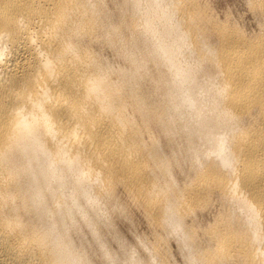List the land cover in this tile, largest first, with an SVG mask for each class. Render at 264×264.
Segmentation results:
<instances>
[{
  "label": "bare ground",
  "instance_id": "1",
  "mask_svg": "<svg viewBox=\"0 0 264 264\" xmlns=\"http://www.w3.org/2000/svg\"><path fill=\"white\" fill-rule=\"evenodd\" d=\"M247 6L252 33L208 0H0V264H177L173 238L184 264H264ZM120 190L152 238L118 230Z\"/></svg>",
  "mask_w": 264,
  "mask_h": 264
},
{
  "label": "rangeland",
  "instance_id": "2",
  "mask_svg": "<svg viewBox=\"0 0 264 264\" xmlns=\"http://www.w3.org/2000/svg\"><path fill=\"white\" fill-rule=\"evenodd\" d=\"M209 1V3H211L212 4V6L215 8V9H213L214 11L215 10H217L215 13H216V15L219 17V18H221V19H224V17H225V15H227V12H228V14L229 15H233L232 17L233 18H238V19H236V20H238V22H239V24L242 26H244V25H247V26H242L243 28H245L246 29V31L248 32V33H252V32H254V29L255 28H257V23H256V20H254L253 18H252V15L251 14H249V12H247L248 11V6H247V2H248V0H215L216 2H214V0L213 1H211V0H208ZM243 1H245V2H243ZM215 4V5H214ZM241 4H242V6H241ZM246 9H245V8ZM243 10H242V9ZM227 10V11H226ZM230 10L232 11L231 13H229L230 12ZM244 11H246V12H244ZM217 12H219V13H217ZM244 12V13H243ZM226 13V14H225ZM245 14V15H244ZM247 14V15H246ZM220 15H222V16H220ZM224 15V16H223ZM241 15V17H239ZM251 16V17H250ZM248 18V19H247ZM252 18V19H251ZM242 19V20H241ZM245 20H247V24H245ZM250 20V21H249ZM253 20V21H252ZM242 21H244V22H242ZM252 21V22H251ZM248 22H249V25H248ZM251 22V23H250ZM256 25H255V24ZM254 25L253 27H252V25ZM249 26H250V28H249ZM256 26V27H255ZM253 28V29H252ZM250 30V31H249ZM256 30V29H255ZM252 31V32H251ZM108 48H105V51L108 53L110 50H107ZM104 51V53L108 56L111 52H109L108 54L106 53ZM109 56H111V55H109ZM180 171V172H179ZM178 172V173H177ZM177 176H178V174H180L179 176H178V178H179V180L182 182L185 178H186V171H185V173H183V172H181V170H179V169H177ZM120 195H121V197H122V199H123V201H124V203H125V205H126V208L128 207V211H126V213H125V215H127V216H124V215H119V213H117V212H113L111 215V217H112V219L113 218H115L114 220H115V224L117 225V224H119V225H117V226H120L119 228H118V230H121L120 232H121V234L122 235H124L125 234V237L126 238H128V240L127 241H129V242H133L134 241V243L135 242H137L138 241V238H141V237H145V238H148V239H150V238H152V229H151V227H149V223H148V221H147V219H146V217H145V215L142 213V211L140 210L139 211V208L136 206V205H134L133 203H132V201L131 200H129L127 197H125V194L122 192V190H120ZM128 199V200H127ZM126 202H127V204L129 205H127L126 204ZM129 202H131V203H129ZM113 215H115V217L113 216ZM205 217H207V218H205L206 219V221H204L203 219H201L203 222H207L208 221V219L210 218V215H206ZM204 218V217H203ZM117 221V222H116ZM124 234H123V233ZM134 233V234H133ZM137 233V235L135 236V234ZM150 234H151V236H150ZM141 235V237H139ZM138 236V238H136ZM124 237V236H123ZM124 237V238H125ZM130 239V240H129ZM170 241V243H168V240L166 241V245L167 246H169V252H170V257H171V253H172V256L174 257V258H170L172 261L171 262H173V259H174V261L175 262H173V263H177L178 264V262H179V264L181 263V264H184V260H183V258H182V256L180 257V251H179V248L177 247L178 245H177V242H176V240L173 238L172 240L171 239H169ZM177 260H176V259ZM177 261V262H176ZM182 261V262H181Z\"/></svg>",
  "mask_w": 264,
  "mask_h": 264
}]
</instances>
